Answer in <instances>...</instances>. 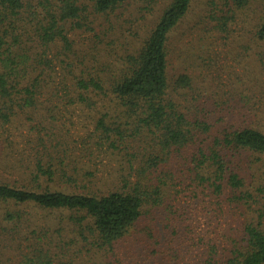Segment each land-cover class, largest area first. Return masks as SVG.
<instances>
[{"label":"trees","instance_id":"trees-1","mask_svg":"<svg viewBox=\"0 0 264 264\" xmlns=\"http://www.w3.org/2000/svg\"><path fill=\"white\" fill-rule=\"evenodd\" d=\"M191 1L167 0L139 38L125 10L135 3L141 15L157 0H0V136L19 119L34 160L26 176L18 160L5 165L18 142L3 138L0 202L60 211V244L100 253L97 264H264V129L255 118L264 102L232 114L229 100L187 74L169 79V36ZM254 3L250 33L264 41V0H207L211 28L228 32ZM75 108L94 132L66 147ZM93 145L123 154L118 185L101 194L52 190L56 180L79 181L62 154L76 150V162ZM5 220L25 217L6 212ZM33 234L26 264L54 261L52 236Z\"/></svg>","mask_w":264,"mask_h":264},{"label":"rangeland","instance_id":"rangeland-1","mask_svg":"<svg viewBox=\"0 0 264 264\" xmlns=\"http://www.w3.org/2000/svg\"><path fill=\"white\" fill-rule=\"evenodd\" d=\"M166 1L157 0L158 5L152 11H143L141 15L138 14L137 4L131 3L125 10V17L128 21L131 20L130 31L136 30L139 38L144 37V33L151 27L161 7L167 4ZM255 6L256 3L252 9L240 14L236 24L232 25L228 32L218 33L211 28L207 0H192L186 15L169 36L167 68L169 79H174L179 74H187L194 80L197 88L201 89L200 91L208 92L212 96L215 94L217 100L222 102L229 100L232 107L227 112L230 111L232 114L242 113L245 104L256 107L264 102V41H257L250 33L257 16ZM127 40H129V50L139 47L138 38L129 37ZM255 118L260 119L261 128L264 129V114ZM70 120L71 122H65L68 133L63 141L67 144L66 147H76L77 140L88 137L91 130L94 132L93 121L77 108L71 113ZM18 121H13L10 127L8 126L7 131L10 134L1 132L0 150L5 148L3 140L5 136L8 135L9 139L17 141L13 153L4 151L2 155L10 153L9 161L5 165L18 160L21 163V172L26 176L25 172L33 168L34 160L32 154L27 153L28 148L24 146L25 138L21 135L26 134L27 129L21 127L20 131L16 129ZM91 149L89 152L91 157L84 156L76 162L73 161L76 150L72 151L74 154L70 151V157L62 154L65 164L71 167L74 163L79 169V181L59 183L56 180L48 186L52 190L68 193L101 194L118 185L121 170L126 164L123 154L94 145ZM18 177V175L11 176V179ZM31 181L33 182L32 175ZM39 185L40 183H31V188L35 190ZM41 185L45 184L41 183ZM6 212H20L25 220L20 225L11 224L5 220ZM60 215L61 212L58 210L41 209L31 203L0 202V264H26L23 257L29 251L25 237H30L32 244L33 233L41 231H46L52 236L51 252L54 259L48 263L43 258L41 264H97L96 260L102 259L100 253L87 254L81 244L70 246L60 244L56 238ZM15 226H17L16 232H14L16 228L13 230ZM68 232L69 227H66L60 231V236L64 239L68 238ZM123 247V245L118 246L122 253L125 248ZM115 256L120 257L116 252L115 255L109 254L108 258L113 260ZM126 258L129 261L131 257L128 255ZM130 264L135 263L130 262Z\"/></svg>","mask_w":264,"mask_h":264}]
</instances>
